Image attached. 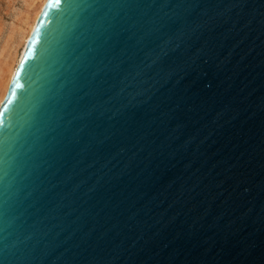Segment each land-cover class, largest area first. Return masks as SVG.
I'll list each match as a JSON object with an SVG mask.
<instances>
[{"label":"water","instance_id":"water-1","mask_svg":"<svg viewBox=\"0 0 264 264\" xmlns=\"http://www.w3.org/2000/svg\"><path fill=\"white\" fill-rule=\"evenodd\" d=\"M0 109V264H264V0H48Z\"/></svg>","mask_w":264,"mask_h":264},{"label":"rangeland","instance_id":"rangeland-1","mask_svg":"<svg viewBox=\"0 0 264 264\" xmlns=\"http://www.w3.org/2000/svg\"><path fill=\"white\" fill-rule=\"evenodd\" d=\"M33 1V0H32ZM31 0H0V80H1V74L4 69H6V66L8 62H11L12 53L13 57L16 55L17 57L20 55L21 51H23V45L20 42V37L22 36L24 28L21 26H25V22L23 24V21H26V17H24L26 14H29V11L32 12L35 8L36 3L32 2ZM32 2V3H30ZM32 8H31V6ZM30 6V8H29ZM32 10V11H31ZM26 13V14H25ZM27 16V15H26ZM25 19V20H24ZM22 28L21 30H19ZM21 34V35H20ZM14 36V37H13ZM19 40V41H18ZM17 43V44H16ZM19 44V48L17 45ZM16 46V53H15V47ZM12 47V48H11ZM12 49V50H11ZM12 52V53H11ZM15 53V54H14ZM11 55V56H10ZM7 58V61L5 60ZM10 57V58H9Z\"/></svg>","mask_w":264,"mask_h":264},{"label":"bare ground","instance_id":"bare-ground-1","mask_svg":"<svg viewBox=\"0 0 264 264\" xmlns=\"http://www.w3.org/2000/svg\"><path fill=\"white\" fill-rule=\"evenodd\" d=\"M36 1H38V2L36 3ZM47 1L48 0H33L32 2L36 3L35 8L34 7H33L34 9L32 8L33 4H32V6L29 4L31 6V8L33 9V11L31 10L32 12H30V10H28L30 15L25 13L27 15V16L26 15L24 16V17L27 18L26 21H23V24L25 22V24H24L25 26H21V27H23V28L25 27V28H24V30L22 28L19 29V30H21V29L23 30V32H20V33H23V34L20 37V39L21 38L22 39L20 40V42H18V43H21L23 45V51H21V53L17 57V59L15 58L16 55L13 57V53L11 52L12 53V58L10 60L11 62L6 63L7 64L6 69H4L2 74H1V80H0V108H1V105H2L3 101L6 98V95H7L8 91H9V88H10V85H11V82H12V79H13V77L15 75L16 69H17V67H18V65H19V63H20V61H21V59H22V57H23V55H24V53L26 51L28 42H29V40L31 38V35L33 34V32H34V30L36 28V25H37L38 19L40 17V14L43 11V9L45 8V5L47 4ZM32 2H30V3H32ZM30 6H29V8H30ZM18 46H19V44L17 45V47ZM14 47H15L14 51L16 53V49L17 48H16V46H14ZM7 58L5 59L6 61H7ZM4 64H3V66H4ZM1 65H0V67H1Z\"/></svg>","mask_w":264,"mask_h":264},{"label":"snow or ice","instance_id":"snow-or-ice-1","mask_svg":"<svg viewBox=\"0 0 264 264\" xmlns=\"http://www.w3.org/2000/svg\"><path fill=\"white\" fill-rule=\"evenodd\" d=\"M50 2L59 4V3L62 2V0H50ZM14 87H22V85H20V84L17 83V84L14 85ZM14 97H15V91L13 90V92L10 94V101ZM3 115H4V110L3 109H0V124L3 123Z\"/></svg>","mask_w":264,"mask_h":264}]
</instances>
